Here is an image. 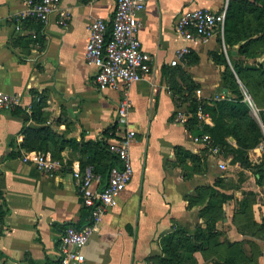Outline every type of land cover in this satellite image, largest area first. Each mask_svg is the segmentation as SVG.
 <instances>
[{
  "label": "crops",
  "instance_id": "1",
  "mask_svg": "<svg viewBox=\"0 0 264 264\" xmlns=\"http://www.w3.org/2000/svg\"><path fill=\"white\" fill-rule=\"evenodd\" d=\"M226 2L147 0L137 14L138 37L152 64L129 92L127 124L136 131L130 148L134 173L83 247L85 264H154L162 256L163 237L176 227L192 230L205 225L206 218L199 212L208 200L197 199L196 190L207 186L230 197L216 222L221 236L218 246L184 255V264H223L236 251L243 258L239 264H264V186L238 164L233 165L236 175H226L231 179L230 186H225L216 170L222 155H216V162L204 159L205 144L194 142L189 130L172 120L176 112L186 111L179 97L187 95V75L196 84L192 95L199 101L228 96L221 85L224 67L209 55L222 53L230 66L224 42L217 35L185 41L173 26L183 11L218 12ZM61 7L70 19L60 24L53 15L43 25L27 13L23 0H0V91L19 97L21 114L0 111V206L7 212L0 223V262L55 264L63 226L82 228L88 223L79 181L72 171L90 153L66 147L61 152L62 167L45 173L22 161L28 153L51 158L49 152L19 147L23 128L48 127L77 142H108L125 128L116 120L119 93L98 90L94 68L84 59L91 21L101 18L110 25L114 1L61 0ZM183 46L189 47V57L171 66L175 50ZM36 103L46 119L41 125L24 119ZM114 126V136L104 133ZM229 142L235 145L233 139ZM176 147L200 156L202 163L207 161L202 171H194L189 161L178 163ZM253 151L249 158L256 162L260 151ZM13 152L18 155L12 156ZM105 181L100 177L99 186ZM190 199L198 201L190 206ZM226 241L235 242L237 248L227 247Z\"/></svg>",
  "mask_w": 264,
  "mask_h": 264
},
{
  "label": "trees",
  "instance_id": "2",
  "mask_svg": "<svg viewBox=\"0 0 264 264\" xmlns=\"http://www.w3.org/2000/svg\"><path fill=\"white\" fill-rule=\"evenodd\" d=\"M223 42L230 58V66L222 53L210 52L209 55L216 65L224 67L221 72V85L228 96L224 99L199 101L192 95L196 84L187 75V81L183 78L187 95L179 97L180 104H186L188 118L185 127L192 136L208 135L211 145L218 147L223 158L229 159L232 165L238 164L242 169L250 171L256 176V183L264 186V151L258 162H252L249 158V151L264 143V108L259 109L258 123L250 116L251 107L244 94L246 93L254 105L259 97L264 102V64L248 62L264 52V0H228ZM260 44L263 46L261 45V50H257ZM188 57L189 54L185 59ZM199 105L204 113L209 115L211 125L198 122L196 111ZM41 108V105L36 103L31 114L24 119H32L40 125L45 123L46 119L41 118ZM17 109L11 112L21 115ZM115 127L104 133L111 132L110 135L114 136ZM22 133L23 139L19 147L24 151L49 152L52 159L59 161L61 152L66 147L78 148L84 155L90 153L80 160V168L91 167L92 172L102 178L106 179L109 168L117 165L116 158L108 151L107 142L104 140H66L44 126L24 127ZM230 138L234 140L235 145L229 142ZM203 152L205 159L207 149ZM13 155L18 154L13 152ZM176 159L182 164L189 161L191 168L196 172L205 167V162H201L200 156L180 147H176ZM214 186H219V180H215ZM196 191L197 199L204 197L208 200L207 205L199 212L201 217L206 218L205 225L196 226L192 232L183 227H176L163 237L162 256L157 257L154 264H184L187 259L184 255L218 246L221 233L216 229V222L221 217L222 204L230 197L211 186L198 188ZM197 201L190 199V206ZM243 202L246 204V199ZM6 213L0 206V223ZM225 244L227 247L237 248L235 242L226 241ZM240 261H243V258L236 251L235 256L226 257L223 264H239Z\"/></svg>",
  "mask_w": 264,
  "mask_h": 264
},
{
  "label": "built area",
  "instance_id": "3",
  "mask_svg": "<svg viewBox=\"0 0 264 264\" xmlns=\"http://www.w3.org/2000/svg\"><path fill=\"white\" fill-rule=\"evenodd\" d=\"M114 10L110 25L101 18H95L89 25L88 37L84 49L86 63L94 68V83L98 90L110 89L119 93L116 105V120L124 130L116 138L107 142L108 151L116 158L117 165L109 168L106 181L99 186L100 176L92 172L91 167L74 169L73 177L79 181L83 205L87 209L88 223L77 228L72 224L63 226L58 242V258L55 264H85L82 252L88 239L97 230L101 218L112 208L120 193L130 182L134 170L130 158V148L136 137V131L127 124L130 108V88L145 77L151 70V56L142 48L138 37L139 24L137 14L144 10L147 0H113ZM27 13L39 23L45 25L56 15L60 24L70 19V13L61 7V0H23ZM227 2L220 11L192 9L180 13L174 21V31L185 41L195 38L208 39L219 36L223 41ZM190 53L188 46L175 50L170 61L171 66L184 61ZM245 94L250 106V98ZM217 96L214 100L224 99ZM20 107L16 94L0 91V111H12ZM196 117L199 123L211 125L208 114L198 106ZM187 112L178 111L172 120L185 126ZM194 142L208 144V135L194 136ZM22 161L31 162L36 168L52 174L62 167L59 160L46 154H24ZM224 169V165H220ZM0 264H21L18 261L0 262Z\"/></svg>",
  "mask_w": 264,
  "mask_h": 264
},
{
  "label": "rangeland",
  "instance_id": "4",
  "mask_svg": "<svg viewBox=\"0 0 264 264\" xmlns=\"http://www.w3.org/2000/svg\"><path fill=\"white\" fill-rule=\"evenodd\" d=\"M263 44H260V46L257 47V50H259ZM261 50V49H260ZM261 62L262 64H264V52L262 54H258L256 59L252 60H248V62L252 63V62ZM251 101V99H250ZM251 110H250V116L255 119L258 123H260V118H259V109L260 108H264V102L261 100V98L259 97L257 100H255V105L252 104ZM234 141V140H233ZM235 143V142H234ZM207 149V155L206 158H209V160L216 162V155H218V153H220V150L218 149V147H214L211 145V143L209 142L208 144H205L204 146ZM260 151V155L257 157L256 162L259 161V158L261 157L262 152L264 151V143L260 144V146H258L257 148ZM254 150V149H253ZM253 150L249 151V154L254 152ZM256 152V151H255ZM205 158V159H206ZM205 161V165H206ZM254 162V161H252ZM221 164L224 165V169H221L220 166H217V176H223L224 179L223 183L225 186H230V179L231 177H226V175L228 174H234L236 175V172L238 171V169H236L232 164H230L229 159H221ZM186 229V228H185ZM186 230H188L189 232H192L194 229L189 230V228H187Z\"/></svg>",
  "mask_w": 264,
  "mask_h": 264
},
{
  "label": "water",
  "instance_id": "5",
  "mask_svg": "<svg viewBox=\"0 0 264 264\" xmlns=\"http://www.w3.org/2000/svg\"><path fill=\"white\" fill-rule=\"evenodd\" d=\"M224 91H225V89H224Z\"/></svg>",
  "mask_w": 264,
  "mask_h": 264
}]
</instances>
